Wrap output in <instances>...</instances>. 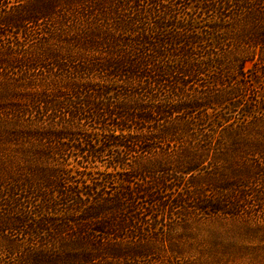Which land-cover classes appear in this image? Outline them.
Instances as JSON below:
<instances>
[{
	"label": "rangeland",
	"instance_id": "obj_1",
	"mask_svg": "<svg viewBox=\"0 0 264 264\" xmlns=\"http://www.w3.org/2000/svg\"><path fill=\"white\" fill-rule=\"evenodd\" d=\"M0 264H264V0H0Z\"/></svg>",
	"mask_w": 264,
	"mask_h": 264
}]
</instances>
